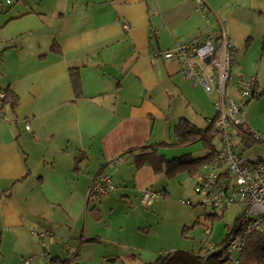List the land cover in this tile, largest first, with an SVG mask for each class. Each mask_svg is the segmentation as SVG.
Returning a JSON list of instances; mask_svg holds the SVG:
<instances>
[{"label":"crops","instance_id":"crops-1","mask_svg":"<svg viewBox=\"0 0 264 264\" xmlns=\"http://www.w3.org/2000/svg\"><path fill=\"white\" fill-rule=\"evenodd\" d=\"M20 1L0 14V90L19 96L0 123V264L30 258L48 264L34 234L41 231L51 233L52 258L84 264L83 250L102 243L97 229L106 207L114 211L134 192H163L157 185L164 173L138 169L129 151L147 147L168 161L194 158L168 159L166 149L178 140L166 141L181 120L200 128L182 111L202 101L193 93L204 89L161 53L219 34L222 21L235 58L261 66L264 0H205L209 23L196 0H61L51 12L42 1ZM244 67L242 76L253 74ZM75 70L80 97L70 79ZM258 90L257 80L256 97L264 94ZM101 174L111 175L121 191L90 197Z\"/></svg>","mask_w":264,"mask_h":264},{"label":"built area","instance_id":"built-area-1","mask_svg":"<svg viewBox=\"0 0 264 264\" xmlns=\"http://www.w3.org/2000/svg\"><path fill=\"white\" fill-rule=\"evenodd\" d=\"M197 11L209 23L210 12L205 0H196ZM8 3L10 1L8 0ZM221 23L219 34H208L204 39H197L178 44L175 48L161 53L162 59L178 62L186 75L200 84L207 95L214 98L216 115L214 125L220 131V146L213 159L204 164L196 173L195 192L200 197L199 206L209 217L224 215L229 209L237 207L239 214L225 241L216 245L208 241L212 235L211 229L205 230L207 238L202 240L205 247L203 256L216 253L223 264H242L240 255L246 249L254 233L264 235V160L245 155L247 140L244 130L249 129L254 142L262 141L260 133L252 131L243 117V110L257 94V79L250 76H240L235 80L233 88L238 99L229 93L233 79V61L236 47L231 40L228 27ZM126 31L129 24H124ZM1 51V46H0ZM6 94L0 91V123L8 118L7 106L4 103ZM213 120H210L211 123ZM27 131L32 130L30 120H25ZM242 138L236 144L235 139ZM244 143L245 150L239 152ZM117 187L109 174L99 175L90 190V197L101 198L114 191ZM167 198L165 192L144 190L142 203L145 207L152 206L156 201ZM39 246L48 264H63L52 258L47 251V240L51 237L48 231L34 232ZM239 256L234 258V254ZM171 252L161 255L168 258ZM33 258L25 260L32 264Z\"/></svg>","mask_w":264,"mask_h":264},{"label":"rangeland","instance_id":"rangeland-1","mask_svg":"<svg viewBox=\"0 0 264 264\" xmlns=\"http://www.w3.org/2000/svg\"><path fill=\"white\" fill-rule=\"evenodd\" d=\"M30 5L42 1V7L52 11L58 1L61 0H28ZM36 1V3H35ZM0 0V14L11 12L16 6L22 5L20 0ZM243 66L253 70V74L260 84V90L264 89V55L262 56V65H253L252 61L245 62L243 65L238 57L233 61V79L229 86V93L232 97L238 99L237 93L232 90L235 80L242 76ZM257 74V75H256ZM202 89V88H201ZM193 93L197 100L191 105L187 104L182 112L188 118L196 123L200 128L205 129L209 120L216 115L214 98L209 97L203 90ZM193 100V98H192ZM203 108L200 111L199 106ZM204 109V111H203ZM243 117L247 126L254 132L260 133L262 141L254 142L246 150L244 143L239 147V152L245 150V155L251 158H261L264 160V94L260 98H255L249 102L243 110ZM173 140L167 143L175 142L178 139L172 136ZM236 144L242 142L241 137L235 139ZM179 145V144H178ZM170 146L165 154L168 159L173 158H199L205 156L206 152L202 141L195 142L188 146ZM214 145L221 148L218 139ZM197 183L196 173L185 170L179 173L175 178H164L157 190L167 189V198L156 201L152 207H145L142 203V197L134 192L129 197V202L123 206L106 207L104 210L105 220L100 223L97 229L100 234L101 244L88 247L83 250L84 264H155L161 255L169 252L171 254L180 251L185 253H201L204 251L202 240L207 238L206 229L212 230V235L208 241L216 245L221 244L232 228L239 214V209L233 207L224 215L219 217H209L207 213L199 206L200 197L195 192ZM121 191L117 186L115 194ZM162 192V191H161ZM111 254L107 258L100 260L102 254ZM239 256L234 254V258Z\"/></svg>","mask_w":264,"mask_h":264},{"label":"trees","instance_id":"trees-1","mask_svg":"<svg viewBox=\"0 0 264 264\" xmlns=\"http://www.w3.org/2000/svg\"><path fill=\"white\" fill-rule=\"evenodd\" d=\"M262 53L264 54V45ZM70 79L76 96L80 97L82 95V79L79 71H72ZM4 92L6 94L4 100L5 105L15 111L19 105V96L9 88ZM211 120L213 121L209 123L208 127L204 130L198 128L188 120H181L174 131V134L178 139V144L181 146H188L195 142L202 141L205 150H209L208 154L203 158H193L191 160L174 159L168 161L165 156L158 153L157 150L148 153L147 147L133 149L127 154L133 156L134 163L138 169H141L144 166L152 167L156 174L164 173V175L170 180L185 170L192 174L197 173L204 164L213 159L217 151L214 141L220 137V131L214 125V118ZM244 132L246 134V145L248 148L254 143V141L251 138L252 133L249 129L244 130ZM137 151L142 152L139 155H135ZM91 211L95 215H98L99 213L95 207L92 208ZM203 253L204 251L200 254L177 251L171 254L168 258L160 256L155 264H223L219 261L218 256L208 258V256H203ZM240 257L242 259V264H264V235L261 233H254ZM55 259L60 260L57 258ZM60 261L63 264H75L73 260Z\"/></svg>","mask_w":264,"mask_h":264},{"label":"water","instance_id":"water-1","mask_svg":"<svg viewBox=\"0 0 264 264\" xmlns=\"http://www.w3.org/2000/svg\"><path fill=\"white\" fill-rule=\"evenodd\" d=\"M263 94V92H261L258 96H257V98H260V96ZM216 255V253H212V254H210L209 255V257L208 258H212V257H214Z\"/></svg>","mask_w":264,"mask_h":264}]
</instances>
